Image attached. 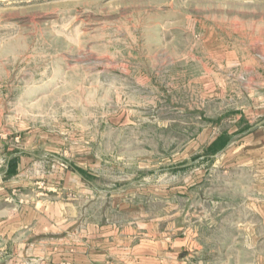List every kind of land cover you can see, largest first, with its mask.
<instances>
[{
    "label": "rangeland",
    "instance_id": "1",
    "mask_svg": "<svg viewBox=\"0 0 264 264\" xmlns=\"http://www.w3.org/2000/svg\"><path fill=\"white\" fill-rule=\"evenodd\" d=\"M16 150L17 193L77 228L149 219L193 264H264V0H0V176Z\"/></svg>",
    "mask_w": 264,
    "mask_h": 264
},
{
    "label": "crops",
    "instance_id": "2",
    "mask_svg": "<svg viewBox=\"0 0 264 264\" xmlns=\"http://www.w3.org/2000/svg\"><path fill=\"white\" fill-rule=\"evenodd\" d=\"M25 156L16 174L5 177V164L0 176V264H193L169 227L149 219L144 226L93 222L85 210L80 229L68 204L61 208V201L17 193L27 184ZM196 262L234 264L233 259Z\"/></svg>",
    "mask_w": 264,
    "mask_h": 264
},
{
    "label": "trees",
    "instance_id": "3",
    "mask_svg": "<svg viewBox=\"0 0 264 264\" xmlns=\"http://www.w3.org/2000/svg\"><path fill=\"white\" fill-rule=\"evenodd\" d=\"M228 143H229V139L226 136H221L205 149L206 150L205 153L207 156H211L217 153L219 150L225 148ZM22 155H29V153L25 151L16 150V151L10 152L7 155L6 163H5L6 167H5V173H4L5 177H10L19 171V164H20ZM72 168L75 172L79 173L85 180H88V177L86 176L85 172L82 169L76 166H72Z\"/></svg>",
    "mask_w": 264,
    "mask_h": 264
}]
</instances>
